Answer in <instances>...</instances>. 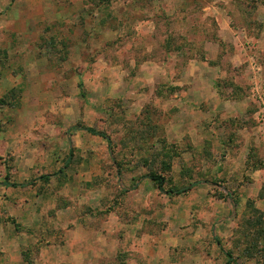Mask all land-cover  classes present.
Wrapping results in <instances>:
<instances>
[{
	"label": "rangeland",
	"instance_id": "obj_1",
	"mask_svg": "<svg viewBox=\"0 0 264 264\" xmlns=\"http://www.w3.org/2000/svg\"><path fill=\"white\" fill-rule=\"evenodd\" d=\"M45 1L0 0V264H264V0Z\"/></svg>",
	"mask_w": 264,
	"mask_h": 264
},
{
	"label": "trees",
	"instance_id": "obj_2",
	"mask_svg": "<svg viewBox=\"0 0 264 264\" xmlns=\"http://www.w3.org/2000/svg\"><path fill=\"white\" fill-rule=\"evenodd\" d=\"M83 131H85V132H87V133H89V134H91L93 136L101 137L102 139L107 141V143L109 145V148L111 149L112 141L107 135L98 133L94 129H90V128H86ZM73 154H74L73 150H71L70 158L67 160L65 167L58 174L52 175V176L43 177V178H41V180H49L51 177H56V176L62 174L70 166V164L72 162V159H73ZM148 178L158 186L160 191H164L165 179L162 176L152 174V175L148 176ZM12 186L13 187H19V186H14V185H12ZM192 187L193 186H189V187H185V188H182V189H179V190H176V191H169L168 194L177 195V196L178 195H182V194H186V193H188L191 190ZM228 257H229V259H231L230 256H228ZM229 263H230V261H229Z\"/></svg>",
	"mask_w": 264,
	"mask_h": 264
},
{
	"label": "crops",
	"instance_id": "obj_3",
	"mask_svg": "<svg viewBox=\"0 0 264 264\" xmlns=\"http://www.w3.org/2000/svg\"><path fill=\"white\" fill-rule=\"evenodd\" d=\"M29 2H36V4L38 5V9L40 10V13H38V15H36L35 17L36 18H33L32 17V22H36V20H41V19H44L43 18V13L45 12V8H50L51 6V3L45 1V0H19V3H21V5H24V4H29ZM29 22H31V18H28V20H24L23 21V24H21V30L19 33H21L22 35H26V27H27V24H29ZM9 25V24H8ZM5 26V33L8 34L9 37H7V39L11 38L10 36L14 35L15 33H18L16 31H12V32H9V30H6L8 29L9 26ZM2 28V26H1ZM3 30V29H2ZM6 36V35H5ZM10 40V39H9ZM1 82H3V80L1 79Z\"/></svg>",
	"mask_w": 264,
	"mask_h": 264
}]
</instances>
